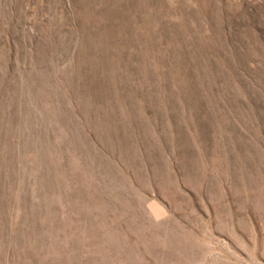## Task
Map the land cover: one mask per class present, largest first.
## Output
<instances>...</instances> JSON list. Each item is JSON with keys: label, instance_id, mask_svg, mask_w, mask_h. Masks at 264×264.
Segmentation results:
<instances>
[{"label": "rangeland", "instance_id": "obj_1", "mask_svg": "<svg viewBox=\"0 0 264 264\" xmlns=\"http://www.w3.org/2000/svg\"><path fill=\"white\" fill-rule=\"evenodd\" d=\"M0 264H264V0H0Z\"/></svg>", "mask_w": 264, "mask_h": 264}]
</instances>
